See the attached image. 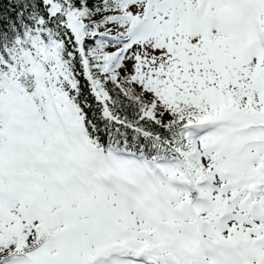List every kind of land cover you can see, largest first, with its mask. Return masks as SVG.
Here are the masks:
<instances>
[{"label":"snow or ice","instance_id":"obj_1","mask_svg":"<svg viewBox=\"0 0 264 264\" xmlns=\"http://www.w3.org/2000/svg\"><path fill=\"white\" fill-rule=\"evenodd\" d=\"M0 264H264V0H0Z\"/></svg>","mask_w":264,"mask_h":264}]
</instances>
